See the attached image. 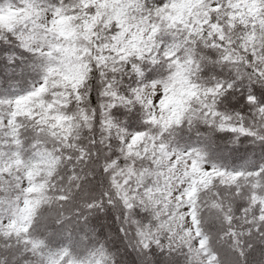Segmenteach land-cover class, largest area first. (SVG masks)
I'll return each instance as SVG.
<instances>
[{
	"label": "clouds",
	"instance_id": "clouds-1",
	"mask_svg": "<svg viewBox=\"0 0 264 264\" xmlns=\"http://www.w3.org/2000/svg\"><path fill=\"white\" fill-rule=\"evenodd\" d=\"M0 264H264V0H0Z\"/></svg>",
	"mask_w": 264,
	"mask_h": 264
}]
</instances>
